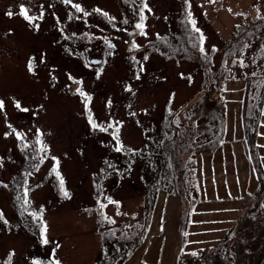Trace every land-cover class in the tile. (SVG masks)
Listing matches in <instances>:
<instances>
[{
    "label": "rangeland",
    "instance_id": "1",
    "mask_svg": "<svg viewBox=\"0 0 264 264\" xmlns=\"http://www.w3.org/2000/svg\"><path fill=\"white\" fill-rule=\"evenodd\" d=\"M73 2L81 3L88 11L99 7L109 12L116 17V26L113 27L99 14L87 18L81 14L80 19L69 21L67 15L74 10L70 5L65 6L62 0H0V98L6 100V108L0 112V157L4 158L0 181L9 185L7 189L0 187V210H3L5 218L10 222L9 230L0 221V264L13 250L16 253L13 264H30L33 258L47 262L56 245H59L56 256L62 264H98L105 253L104 248L110 246L113 249L118 245L124 247L126 241L122 239L131 232H140L145 236L122 264H156L159 247L152 245L150 253L146 254V244L156 236L163 237L165 223L168 229L180 230L176 241L177 264H180L181 255V264H208L204 258L211 253L217 261H230L231 264L232 260L233 264H257L258 261V264H264V178H260L256 168V186L247 195L240 215L235 214L232 223L222 227L221 232L215 236L199 233L189 238L194 208L201 199L198 168L205 156L209 155L210 158L211 154L223 147L224 152H227L225 154L230 155L236 147V153L243 155V146L238 141L242 139L232 133L238 132L241 122L255 167L246 138L243 106L248 85L246 74L256 69L264 72V26L246 39L245 44L250 47L245 48L244 44L233 53H225V47L235 34L237 25L253 24L258 20L257 7L260 16L264 17V0H191V11L198 21L197 26L206 37V52H214L213 65H209L206 57L194 47L193 40L197 39L198 34L192 33L190 25L186 23L188 5L185 0H148L152 12L145 13L147 38L139 34L129 35L134 31L133 25L138 19L131 9L136 6L138 11L141 0H136L135 5L132 0L127 3L125 0ZM21 3L29 8L31 15H38L40 5H44L43 20L36 21L39 24L38 31L19 15ZM9 9L15 13L12 18L5 15ZM56 16L60 17L59 24ZM124 18L129 20L128 25L123 24ZM61 27L65 28L66 35H76L64 40L58 31ZM125 28L127 32L122 30ZM85 33L109 37L117 45L115 55H108L101 40L86 39ZM157 33L162 39H157ZM177 36L183 37L184 49H178L175 44ZM133 39L141 48L129 52ZM213 46L218 51H212ZM68 48L76 54L69 55L65 51ZM41 52L47 53V63L44 65L39 64ZM32 55L37 56L36 75L27 70V62ZM144 55L149 56L146 62L142 59ZM132 56H136L145 65L146 71L141 74L140 80L134 79ZM96 59H107L99 79L95 76L96 65L91 69L85 67L88 61ZM239 59H243L247 67H241L238 62L233 63ZM219 65L221 71L217 75L220 81L227 78L223 84L214 82L213 70ZM53 67L56 68V81L50 77ZM66 73L77 78L83 77L85 90L93 95L90 107L98 122H107L110 118L123 122L121 138L125 144L124 151L114 150V141L109 134L91 130L82 98L73 94L77 86L71 84ZM181 73L184 78H181ZM189 76L191 79H188ZM128 83H131L136 93L134 96L123 90ZM205 90L224 105L227 127L224 139L213 150L193 146L191 151L182 155L173 151L176 157L181 158V163L186 161V176L181 182L174 183L169 175L165 177L166 186L157 193L149 226L144 233L148 218L146 185L153 167L150 161L137 158V151L133 156L128 149L142 148L143 153L158 149V130L169 109L175 112L174 120H178V124L187 122L192 127V116L188 112L197 104L195 99ZM173 93L174 98H171ZM13 97L21 101L22 107H28L31 111L24 113L15 109L9 99ZM109 98L112 100L111 109L106 107ZM128 105H132L131 109ZM145 109L148 110L147 115L143 114ZM130 111L137 115L130 116ZM261 118L262 115L260 123ZM8 122L28 132L30 142L35 138L33 133L36 128L44 131L45 143L51 146V155L60 158V172L71 195L70 199L61 196L58 179L54 174H49L52 168L50 160H46L38 172L33 171V161L29 158L31 149L21 152L14 136L4 138ZM198 125L206 128L208 123L205 120L199 121L193 128ZM258 135L256 141L259 152ZM235 136L239 137L238 140ZM159 155H163V150ZM259 155L262 161L260 152ZM108 164L113 167L109 168ZM25 170L33 171L29 178V197L32 201L30 210L39 209L41 205L46 209L44 220L48 224V245L40 243L38 229L27 213L21 215L23 209L15 199L19 194L17 182ZM166 172L171 173L170 170ZM100 182L103 183V192L99 197L97 190ZM179 183L181 192L176 193L173 190ZM109 196L120 204L101 209L98 201L107 204L106 198ZM192 202L194 204L190 210L189 203ZM189 210L191 217L186 229L185 216ZM102 213L115 219L116 223H108ZM163 217H167L166 221ZM171 247L170 244L166 249ZM227 251H231V254L222 257ZM192 252L198 255L193 256Z\"/></svg>",
    "mask_w": 264,
    "mask_h": 264
},
{
    "label": "snow or ice",
    "instance_id": "2",
    "mask_svg": "<svg viewBox=\"0 0 264 264\" xmlns=\"http://www.w3.org/2000/svg\"><path fill=\"white\" fill-rule=\"evenodd\" d=\"M128 0H125V3H127ZM136 0H132V4L135 5ZM186 4L188 5L187 8V13H186V23L190 25L191 27V32L194 34H198V37L196 40H193L194 46H197L199 49V53L201 55H204L205 57L207 56V52L205 49V41L206 37L203 34V31L197 26L198 21L194 18V14L191 11V0H185ZM211 2V0H210ZM62 3L65 6L70 5L71 8L74 10L72 12H69L67 15V18L69 21H72L73 19H80L81 14L82 17L87 18L92 16L93 14H99L103 17H105L110 24H112L113 27H115V21L116 17L110 15L109 12L102 10L99 7H96L92 9V11L86 10V8L81 4V3H74L73 0H62ZM51 7V5H50ZM203 7V5H201ZM132 12L133 14L138 16V19L133 25L134 31L132 33H129V35H136L139 34L140 36L147 38L148 37V32H147V16L145 15L146 12L151 13L152 9L149 7L148 0H141L140 5L138 6V11L137 7L134 6L132 7ZM231 11V9H229ZM257 19H264V17L260 16V9L257 7ZM14 12L12 9H9L6 11L5 15L8 18H12L14 16ZM19 15L27 21L29 24H31L37 31L39 30V24L36 23L37 20H43L44 18V5H40V10L38 15H31L29 12V8L25 6V4L21 3L19 5ZM56 22L57 24L60 23V17L56 16ZM123 24L128 25L129 20L127 18L123 19ZM236 27H239L237 25ZM123 31L127 32L128 29H122ZM61 37L64 40L71 39L72 36H75L76 33H72L71 36L65 34V28L61 27L58 29ZM117 31H121V29H117ZM10 34V33H9ZM85 38L88 39L89 41L96 39V40H101L103 44L106 46V50L108 55H115V49L117 45L112 42V40L107 37V36H95V35H89L87 33L84 34ZM157 39H162L159 33L156 34ZM198 40V42H197ZM125 44H128V41H125ZM245 48L250 47V45L245 44ZM141 48V45L138 44L134 39L131 41V46L129 47L128 51L129 52H134V51H139ZM212 51H218L215 46L212 47ZM65 51L68 52L69 55H75L76 53L74 52L73 49L68 48L65 49ZM90 51V49H89ZM132 61L134 62V79L135 80H140L141 79V74L146 71L144 63H142L140 60H137L136 56L131 57ZM143 61H148L149 56L144 55L143 56ZM239 63L241 67H247L245 65L243 59H239L238 61H233V63ZM36 63H37V56L32 55L27 62V70L30 74L36 75L37 74V69H36ZM47 63V53L46 52H41L39 56V64L44 65ZM107 64V59H96V60H90L85 64V67L91 69L93 65H96L97 68L95 70V76L96 79H99L103 72H104V67L103 65ZM56 72V68H52L50 70V77L53 81L57 80L56 75L54 73ZM181 78H184V74L181 73ZM255 75V73H253ZM67 79L71 81V84L76 85L77 87L75 88L74 95H78L80 98H82V103H83V108L86 114L87 122L93 132H100V133H105L109 134L112 137V140L114 141V150L116 152H122L125 150V144L122 141L121 138V130L124 126L123 122L120 120H117L115 118H110L107 122H98L97 118L95 117L94 112L92 111L90 105L93 100V95L89 94L85 90L84 86V79L83 77L77 78L74 77L71 73H66ZM166 79V78H165ZM188 79H191L189 76ZM71 87V85H69ZM124 92L130 93L133 96L136 94L133 91L131 83L126 84L123 87ZM174 93L172 94L171 98H174ZM10 102L14 106L15 109L19 110L20 112H30L31 109L28 107H22L21 101L18 99L9 98ZM41 108L43 107L42 105L40 106ZM106 107L111 109L112 107V100L111 98L108 99L106 103ZM129 109H131L132 105H128ZM6 108V100L4 98H0V112H4ZM170 111V110H169ZM5 117L7 116L6 112L4 113ZM144 115L148 114V110H144ZM111 116V114H109ZM130 116L135 117L137 115L136 112L130 111L129 112ZM261 115H264V112H261ZM264 127V125H262ZM6 128L7 130L4 132V138L7 139L9 136H14L15 139L18 141L17 147L19 148V151L21 152H28L29 149H31V152H29V158L32 159V169L33 171L38 172L40 170V166L45 163L46 160H50L52 162V168L50 170V175H55V177L59 181V191L62 197L64 198H71V195L69 191L66 188L65 185V180L64 177L62 176L60 172V158L57 156L51 155V146L45 143V133L42 129L36 128L34 130V140L29 141V136L28 132L19 130L17 127L13 126L12 123L8 122L6 123ZM111 130V131H110ZM32 131V130H29ZM259 135L264 136V132L259 133ZM259 147L264 148V145H259ZM132 153L133 156H135L137 149H128ZM82 154V153H81ZM107 164L108 161H105ZM4 166V158L0 157V168ZM109 168H112L113 165L108 164ZM33 171H28L25 170L24 172L21 173V180L17 182V188L19 191V194L15 197L17 201L20 202V207L23 209L21 212V215H24L27 213V215L31 218V221L33 225L38 229L39 236H40V243L42 245H48L49 240L47 238V232H48V224L44 220V213L46 209L44 208L43 205L39 207V209L36 210H30L32 207V201L30 200L29 193L31 191L30 188V183H29V178L33 175ZM103 171V170H102ZM0 187H3L7 189L9 185L7 183H3L0 181ZM39 187V185H38ZM107 204L103 203L102 201H98L99 207L101 209H106L108 205H119L120 202L113 199L111 196L107 197ZM264 207V205H262ZM87 211V210H86ZM119 214V213H118ZM104 220H106L110 224H115L116 221L113 218L108 217L106 214L102 213ZM255 219V217H253ZM0 221L3 222V225L10 230V222L8 219L5 218V214L3 210H0ZM115 235V233H113ZM59 247V245H56L51 251L50 257L48 258L47 262H45L42 259L39 258H33L30 261V264H62V261L57 258L56 256V249ZM16 253L15 251H10L7 254V257L5 258L3 264H13V258L15 257ZM191 255L197 256L198 253L192 252Z\"/></svg>",
    "mask_w": 264,
    "mask_h": 264
},
{
    "label": "trees",
    "instance_id": "3",
    "mask_svg": "<svg viewBox=\"0 0 264 264\" xmlns=\"http://www.w3.org/2000/svg\"><path fill=\"white\" fill-rule=\"evenodd\" d=\"M263 26L264 19H258L254 21L253 24H239V27H236L235 34L232 36L231 40L225 47V53L226 51L229 53H233L237 50H240L241 47L245 44L246 39L248 40L253 35H255V33H257V31ZM182 38L183 37L181 36H177V39L174 40L176 42L174 43L177 45L178 49H184L182 48L184 46ZM194 47L198 48L197 46ZM213 56L214 52H212L211 54L207 53L206 61L209 65H213L214 63ZM220 71L221 65H219L216 70H213L214 82H222V84L226 83V77L222 81H220V76L217 75V73H219ZM253 73H255V75H253ZM246 76L248 77V85L246 86V99L243 106L244 127L246 138L248 139L252 150L255 168L260 178L263 179L264 167L258 152L256 137L258 134V127L260 125L262 108L264 106V72L256 69L247 73ZM195 101L197 104L193 106V108L188 112V115L192 116L190 118L192 119V125L195 126V124H198L199 121L203 122L205 120L208 123V126L206 128H202L199 125L196 126V128H193V126L191 127L190 123L187 122L178 124L176 122L178 120H174L175 112L169 109L170 111H167V114L161 122L160 128L158 130V149L152 151L149 150L145 153L142 152V148L137 150V158H141L143 159V161H150L153 167L152 175L146 185V195L148 198V218L146 219L147 222L143 229L144 233L145 231H147V228L149 226V220L157 193L159 192L160 188L166 186L164 184L165 177L169 175L171 182L174 183V181L181 182L182 178H185L186 176V161L181 163V158L176 157L175 153L178 152L180 155H182L184 154V152H187L189 150L191 151L195 146H200L202 147V149L205 148L207 151L213 150L217 148V146L220 145L224 139V135L227 130L226 111L224 105L222 106L221 101L213 97L208 90H205V92L202 93L200 97L195 99ZM199 140L200 142H198ZM161 150H163V155H159ZM173 151H175L174 154ZM167 168H170V174L166 172V170L169 171ZM173 191L176 193L181 192V183H179L178 186L174 187ZM102 192L103 183L100 182L97 190L99 197L102 195ZM194 203H189L190 210ZM190 210L186 213L185 216L186 229L189 225V220L191 217V214L189 213ZM186 229L184 231L182 230L184 240L186 237ZM131 233L126 238H124L126 236L124 235L122 239L126 241L124 247H120L118 245V247L115 246L113 249L110 246L104 248L105 253H103L100 257L98 264H122L125 259L141 244L145 236L140 232L135 234ZM104 239L107 240L108 237L105 236ZM211 254L208 255L209 257L204 258V260L208 262V264H231L230 261H217V259H215ZM229 254H231V251H227L222 257H225ZM181 259L182 255L180 257V264ZM259 262L260 261H258V263Z\"/></svg>",
    "mask_w": 264,
    "mask_h": 264
},
{
    "label": "crops",
    "instance_id": "4",
    "mask_svg": "<svg viewBox=\"0 0 264 264\" xmlns=\"http://www.w3.org/2000/svg\"><path fill=\"white\" fill-rule=\"evenodd\" d=\"M241 87L243 88L244 85ZM262 112H264V108ZM239 119H241V111ZM229 124L231 123L229 122ZM262 125H264V115H262L258 133L264 132ZM243 130L241 122L238 132H232L233 134H238L242 139L238 140L237 138L239 137L236 138L235 136L243 146L241 149L242 156L236 153L234 145L233 147L235 148L232 149L230 155L225 154L227 152H224L225 147H223L218 152L211 154L210 158H208V155L202 160L198 168V178L201 179V199L194 208L189 238L199 233L204 236L219 234L222 227L232 223L231 221L234 220L235 214L240 215L247 201V195L256 186L254 180L257 177V173L252 163ZM258 136V144L264 145V136ZM259 152L264 165V148L259 147ZM167 211L166 207V213ZM166 218L163 217L164 221H166ZM167 220L171 223L170 218ZM166 227L165 223L163 237L161 235L156 236L154 237L155 239L153 238L154 240L151 239L146 244L148 248L145 253H150L151 246L156 245L159 247L157 249L159 255L156 264H177L178 248L176 249V241L180 230L175 228L171 230V228L168 229ZM170 244L172 247L167 250L166 247Z\"/></svg>",
    "mask_w": 264,
    "mask_h": 264
}]
</instances>
